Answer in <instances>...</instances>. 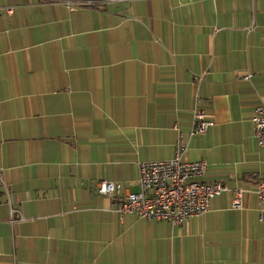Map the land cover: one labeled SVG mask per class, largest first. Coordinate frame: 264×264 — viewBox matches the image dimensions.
Masks as SVG:
<instances>
[{
  "label": "crops",
  "instance_id": "obj_1",
  "mask_svg": "<svg viewBox=\"0 0 264 264\" xmlns=\"http://www.w3.org/2000/svg\"><path fill=\"white\" fill-rule=\"evenodd\" d=\"M65 1L0 0V264H264V0ZM194 110L214 124L189 136ZM180 137L244 208L224 192L178 226L96 192L138 191Z\"/></svg>",
  "mask_w": 264,
  "mask_h": 264
},
{
  "label": "built area",
  "instance_id": "obj_2",
  "mask_svg": "<svg viewBox=\"0 0 264 264\" xmlns=\"http://www.w3.org/2000/svg\"><path fill=\"white\" fill-rule=\"evenodd\" d=\"M67 6H91L93 0H66ZM7 12L11 8L6 9ZM198 82L201 74H194ZM196 98L198 97L195 95ZM251 121L260 145H264V102L254 106ZM214 121L201 110H194L192 127L188 135L203 134ZM186 144L182 138L174 148V155L169 159L142 161L139 163L138 191H128L122 183L105 179L96 185L98 194L115 198L113 210L119 214L134 213L145 220H164L173 225H182L187 218L201 215L210 208V200L224 192L230 194L232 208H244L242 188H230L223 179L205 181L203 176L206 163L203 160H184ZM261 201L264 211V180L258 179L251 190ZM17 210H10L9 221L21 220Z\"/></svg>",
  "mask_w": 264,
  "mask_h": 264
}]
</instances>
